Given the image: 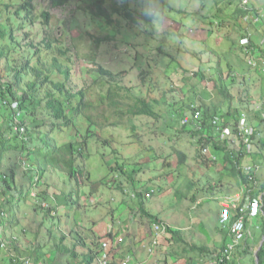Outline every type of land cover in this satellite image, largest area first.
I'll use <instances>...</instances> for the list:
<instances>
[{"label": "rangeland", "instance_id": "1", "mask_svg": "<svg viewBox=\"0 0 264 264\" xmlns=\"http://www.w3.org/2000/svg\"><path fill=\"white\" fill-rule=\"evenodd\" d=\"M96 1L68 0L62 6L53 7L49 0H32V7L27 17H24L25 11H22L21 16L15 17L16 21L11 23L12 38L6 36L0 38L2 83L4 80L10 81L13 78V70L20 69L28 58H31V61L34 60L31 57L33 48L29 46L30 43L42 46V37L51 35L53 38L62 39L69 48V60L66 67L69 70L70 79L66 86L71 89V92L77 94V91L91 83L95 89H98L99 80L107 78L99 75L98 69L101 66L112 73H117V77L123 83L131 85L138 94L153 100L152 105L157 116L155 118L141 116L135 119L136 137H132L123 125L107 127L102 132L104 137L111 139L109 147H103L95 139H89L85 157L76 159L78 166L85 172V176L87 172L89 173V178L82 179L81 185H77L74 179L70 181L71 179L61 171L47 174V178H44L47 186L48 183L53 184L55 188L60 189L61 193L70 192L73 196L75 204L68 224L66 216L69 214L67 207L70 204L66 206L64 201L58 207L57 218L59 219L49 217L43 220L40 215L31 217L33 202L29 203V199L24 200L26 197L21 198L22 202L18 205L13 200L14 213L19 216L25 213L24 217L38 219L39 224L42 222L46 230L42 231L41 252L53 247L52 244L48 245L53 241L49 238L50 234L54 239H59L72 227L76 228L79 236L72 234L73 239L64 242L66 246L71 247L72 242L82 236L86 243H88L87 240L92 241L94 238L98 243L105 241L108 249V232L112 230L116 232L124 228L127 214H132L139 218L138 222L132 221L127 225L141 227L145 237L143 254H151L155 251L149 264H210V260L203 257L201 253L190 251V244L207 248L219 237L215 222H219L220 206L218 217L210 211L218 208V201L236 194L239 191V185L234 177L219 172L223 168L220 163L221 152L214 153L216 160L203 156L202 143L196 144L188 128L180 126L181 115L175 112L183 114L182 106L185 110L188 108L191 110L193 107L200 110L199 108L206 106L209 111H216L218 114L227 111L231 114H238L240 111L251 113V110H257L260 114L264 111L261 100V96L264 95V72L260 71L261 67L260 69L255 67V64H248L249 57H252L254 61L257 46L245 44L246 38L242 36V30L239 28L243 26L247 29L251 26L249 29L251 30L254 28L252 23L258 21L252 22L250 19L244 22L240 19L241 16L236 19V22L225 18L228 16L227 11H239L236 6L237 0H164L165 4H162L161 0H154L155 2L150 1V11L154 10L155 19L147 24L140 18L142 1L129 0L136 22L128 24L122 20L115 29L110 28L105 33L103 32L106 28L97 26L100 35L111 34L114 40L100 44L94 50L96 52L94 61L87 60L85 63L83 58L89 57L90 46L89 48L88 45L85 46L78 36L91 28L87 9ZM249 2L250 7L258 10L259 19H263V25L260 27V33L263 34L264 0ZM17 7H19L17 1L9 10L0 4V22L7 20ZM161 7L163 12L160 10ZM180 9L187 13H179ZM43 11L51 16L49 24L45 23V19L41 16ZM211 14H218L219 18L224 16L223 24L208 27L197 18L198 15L211 16ZM8 21L10 22V18ZM21 22L24 25L19 27ZM229 23L231 25L227 27ZM240 37L244 38L239 39ZM263 39L261 38L259 46L263 45L261 42L264 41ZM219 70L224 73L221 74ZM228 71H247L246 73L251 76L249 80H245L243 76L237 74L228 75ZM32 77L28 69L24 71L16 90L24 88L25 84L33 79ZM49 87L50 85L39 87L38 96L43 97ZM75 100H78L77 97ZM170 107L174 108L171 112L168 111ZM25 120L29 123L30 119L27 117ZM258 121H260L257 127L259 141V139L264 140V118ZM86 126L87 121L82 116L76 119L75 127L78 130L84 132ZM45 133L42 130L40 136H44ZM70 134L68 131L60 136L54 134L56 143L72 140L73 137ZM15 141L11 139L9 144L12 145ZM32 141L34 142V139ZM214 141H219V134L215 136ZM232 144V148L236 149L237 141L234 140ZM48 149L42 148L38 155L44 156ZM112 149L116 151L112 153ZM100 153H105L104 158L110 156L112 158L116 155L119 160L124 161V167L127 169L123 174H119L121 170L113 169L114 167L109 170V165ZM14 157L15 155L12 154L9 162L11 165L12 161L16 164V187L21 190L22 185L23 188L26 187L28 180L21 178L22 170ZM34 158L31 155L23 162L28 165ZM207 160H210V165L204 163ZM10 163L4 168H9ZM261 174L264 176V170ZM261 183H264V179L258 176L255 193L262 192ZM34 191L36 192V188ZM148 191L152 193L146 197L145 193ZM12 192L5 196L9 198ZM58 199L59 203L63 200ZM201 199H207L203 203L205 209L203 214L198 213L196 204ZM15 200L17 201V195ZM146 213L156 216L164 226L172 230H180L182 242L171 243L169 247L160 245L159 248H155L156 250H149L150 236L145 233L144 225L152 228V222ZM191 219L194 223H190ZM5 224L6 235H10L9 223ZM29 224L32 226V232L36 230L34 223ZM136 227L133 230H136ZM263 229L264 218L251 221L246 239L240 247L242 252L245 250L247 253H236L233 264H238V257L239 259L247 257L249 264H255L256 253L264 237ZM122 241L123 235H120L115 243L122 245ZM20 247L22 248L21 243ZM92 247L93 245L88 244L82 247L81 252L93 253ZM1 256L0 264H6ZM115 257L117 261H113ZM100 260V257L95 256L91 264H101ZM133 261L129 248L125 246L120 253L113 254L109 264H131ZM80 264L83 262L81 261Z\"/></svg>", "mask_w": 264, "mask_h": 264}, {"label": "trees", "instance_id": "2", "mask_svg": "<svg viewBox=\"0 0 264 264\" xmlns=\"http://www.w3.org/2000/svg\"><path fill=\"white\" fill-rule=\"evenodd\" d=\"M15 1H17L19 7L13 10L7 20L5 19L0 22V38L5 36L12 38L11 31L13 26L11 23L16 21L15 17L21 16L22 11H25L24 17H27L31 10L32 0H0V4L6 10H9L13 7ZM49 1L53 7L62 6L68 2V0ZM141 1L142 9L140 18L143 22L148 24L152 19H155V14H153L154 10L152 9V12L150 11V1H155ZM161 1H163L162 4L166 3L164 0ZM249 1L250 0H248V4H250ZM237 2L238 4L236 6L239 8V11H231L232 13H235V15H231L235 18V22L239 16H247L248 19H253L259 15L258 10L253 9V7L248 6V4L241 5L239 0H237ZM162 9L163 7L160 8L163 12ZM178 12L181 14L187 13L182 9ZM87 13L89 14L91 28L80 33L78 36L82 39L81 41L85 43V46L88 45V48L90 46L89 57L83 58L85 63L87 60L94 61L96 55L94 50H96L100 44L114 40V37L111 34L108 35L103 33L107 32L110 28L115 29L120 25L122 20L128 22V24L136 22L129 0H97L88 6ZM41 16L45 19V23L49 24V19L51 17L50 14L43 11L41 12ZM198 16L199 17L195 15L194 17L200 19L204 24L208 25V27L213 26L214 24L217 26L223 24L222 21L224 16L219 18L218 14H211V16ZM9 18L10 22L8 21ZM216 18L220 21L214 20ZM225 18L229 17L225 16ZM23 25L24 23L21 22L19 27ZM97 26L106 28L102 35L98 32ZM41 41L43 42L42 46L33 45V43L29 44V46L33 48L31 57L34 58V60L31 61V58H28L26 62L21 65L20 69L15 68L13 70V78L10 81L4 80V83H2L0 75V99L6 100L7 102L1 103L3 106H0V255H2L1 259L3 262H6V264H25V261H27L28 264H47V261L52 262L51 264H80L79 261L82 258L76 263V257L74 256L75 250L73 248L74 245L72 244L71 247H69L64 244V240H62V238L66 236L64 234L59 239H54L52 243H50L53 247L42 252L41 255L37 254V250L32 249L29 246H26V249H23V244H21V248L20 243L24 240L27 241V236H31L32 239L35 237L32 240L35 243L32 242V244L35 245L36 249L40 250L39 248L42 247L40 243V235L42 234V228L45 227L42 226V222L40 224L38 223V219H28L29 217H24L25 213L20 216L15 214V207L12 205L13 200L15 203L17 202V205L22 202L20 199L24 197H26L24 200L29 199V203L33 202L31 217H37V215H40L43 220L46 218L48 219L49 217L57 218L59 206L53 202L52 197L53 195H57L56 191L52 189L48 190L49 185L47 186L42 182V175L48 170L52 172L61 171L71 180L74 179L77 185H81L82 179L89 178V173L87 172L85 176V172H83V169L78 166L76 159L85 157V149L89 143V139H95L100 142L103 147H109L111 139L109 137H104L105 135L102 131L107 127L117 125H123V127H126L132 134V137H136L134 120L141 116L155 118L157 113L153 109V100L151 101V99L146 98V96L138 94L131 85L123 83L121 79L117 77V73H112L101 66L98 69V73L100 76L107 78L99 80V88L95 89L91 83V85L82 88L77 91V94H74L71 92V89L66 86V83L70 79V73L66 67V63L69 60V48L65 45V42L62 39L53 38L51 35H44ZM250 44L254 47V44L251 41ZM27 69L33 75V79L29 80L19 92L16 88H18L20 76ZM201 80H203V78H201ZM46 85H50V87L46 90L43 97H39V87L41 88ZM76 97L78 100H75ZM12 101H15L17 109L21 112V124L24 126V140L19 138L18 134L12 130L13 110L10 108V103ZM203 108H199L201 112V128L199 130L193 128V124L196 122L195 119H190L187 123L182 122V118L185 115H189L193 108L191 110H188L189 108L185 110L182 106L183 114L177 111L175 112V114L181 115L179 120L180 126L182 128H188V132L193 135L196 144L202 143V148H209L207 149L209 150V154L214 157L211 158L209 156L212 160H216L215 152H221L222 158L220 163L223 166L219 171L221 174L232 176L236 180L243 182V185L245 184L246 187L252 188L257 182V177L253 176L254 174L252 172L247 174L238 167V164H240L241 161V154L238 152L239 155H237V151L233 150L230 145L223 144L221 141L213 140V133L215 130L210 124L209 118L213 115L219 116V114H225L226 117H229L230 119L235 117H233L229 111L218 114L216 111H209V108L206 106ZM173 110L174 108L171 107L168 109L169 112ZM80 116L87 121V126L84 132H81V130H78L75 127V121ZM253 116L259 119L258 113ZM27 117L30 119L29 123L25 120ZM42 130L46 132L44 136H40ZM66 131L71 133L70 135L73 139L64 140L63 142H60V144L56 143L57 140L54 137V134L60 136L62 133L65 134ZM11 139L18 140V142L15 141L16 145L15 143L12 145L9 144ZM32 139H34V142ZM259 141H261L260 145L263 147L264 140L259 139ZM44 147L45 149L49 148L48 151L44 156H39L38 153H40L41 149ZM115 151L116 150L112 149V153ZM12 154L15 155L14 158H16L22 170L21 178L28 180L26 187L23 188L22 185L21 190H18L16 187V164L14 161H12V165L9 162L10 159H12ZM201 154L207 156L203 152ZM31 155L35 158L31 160L29 159L30 163L26 167H23V160L25 158H30ZM77 155L79 156L77 157ZM100 155L103 156V160L109 165V170L111 167H114L113 169L121 170L119 174H123L125 169H127L124 167V161L122 159L119 160L116 155L112 158H110L111 156L104 158L105 153H100ZM209 162L210 160H207L204 163L210 165ZM8 163H10V167L4 168ZM35 177H38V179L35 180ZM34 188H36V192L34 191ZM260 190L264 191V183L260 184ZM10 191L13 192L9 198H7L5 195ZM14 192H16V194H14ZM32 192H34V194L31 195ZM146 193L150 194L151 191ZM61 194L67 202H70L72 196L70 192H63ZM16 195L17 201L15 200ZM42 202H44L45 205H42ZM22 204L26 205L25 203ZM262 212L263 220L264 196ZM146 216L149 217V220L152 223L163 224L162 221L154 215L146 213ZM5 223H9L10 227H8L11 229L10 235H6V231L4 230ZM29 223H34L36 225V230L32 232V226H30ZM219 226L220 230L226 231L220 221ZM166 230L176 243L182 242L179 230H172L169 227H166ZM75 234L77 233L75 232ZM77 235L79 236V234ZM108 236L111 237V234L109 233ZM78 239L84 241L82 236L78 237ZM91 242L94 252H90L91 254L89 252L84 253V264H91L95 255L97 256L102 249V246H100V250H97L100 245V243L97 242V239L94 238ZM224 247L225 242H223L218 250H221ZM189 249L204 252L207 255L206 259H209L210 261L217 253H212L209 250L208 252L203 246L197 247L191 245ZM242 253L247 252L244 250ZM256 254L258 256V264H264V240ZM5 257H7V260H5ZM232 259L228 260L226 264H231ZM109 261L110 260L108 259V264Z\"/></svg>", "mask_w": 264, "mask_h": 264}, {"label": "built area", "instance_id": "3", "mask_svg": "<svg viewBox=\"0 0 264 264\" xmlns=\"http://www.w3.org/2000/svg\"><path fill=\"white\" fill-rule=\"evenodd\" d=\"M239 1L241 5L248 4V0ZM243 19L246 21L248 20V17L244 16ZM248 64H255L252 57L248 58ZM1 103L7 102L6 100L0 99V106H3L1 105ZM10 108L13 110L12 130L18 134L19 138L24 140V126L21 124V112L17 109V104L15 103V101H12L10 103ZM232 115L235 118L230 119L229 117H226L225 114H219V116L213 115L209 118V122L215 130L213 133V140L215 136L219 134V141H221L223 144L230 145L231 148L233 145L232 142L236 140L237 147L236 149H232L237 151V155H239L240 153L241 158L248 157L252 154L253 147L258 141V129L254 127L250 122L248 111H240L238 114ZM200 117V110L193 107V110L190 112V114L185 115L182 118V122L187 123L190 119H195L196 122H194L193 128L199 130L201 128ZM207 149L209 148L203 147L202 152L207 156L214 158L209 154V150ZM257 163L258 164H255V162L243 163L242 161H240L238 167L243 172L247 174H250V172H252L254 174L253 176H256V173L259 171L260 167L262 168L264 166V156H262L260 161H258ZM26 166L27 164L25 165L23 163V167ZM36 179H38V177H35V180ZM250 191L251 188L246 187V185L244 184L243 192L245 193L244 198L246 200V203L239 202V200L241 199L239 195H232L230 198L222 200L220 202V222L222 223V226L226 228L230 241L225 243L224 248L217 251L213 260L210 261V264H226L228 260H231L234 252L237 249L238 243H240L241 240H243L246 236L245 222L259 216L261 212V200L259 199L260 196H251L249 193ZM32 194H34V192H32L31 195ZM149 195V193L145 194L146 197H148ZM42 205H45V203L42 202ZM152 230L154 232V237L152 239L151 247L149 248V250H152V248L158 244V235L166 233V229L163 227V225L158 223L152 224ZM157 231H161V233H157ZM101 246L102 249L101 251H99L97 257H100L101 264H108L109 252L107 251V242H102ZM104 251H107V253H104ZM24 263L28 264L27 261H25Z\"/></svg>", "mask_w": 264, "mask_h": 264}, {"label": "crops", "instance_id": "4", "mask_svg": "<svg viewBox=\"0 0 264 264\" xmlns=\"http://www.w3.org/2000/svg\"><path fill=\"white\" fill-rule=\"evenodd\" d=\"M227 14H228V17H229V19H233L234 20V22H235V18L233 17V16H231V15H235V13H232L231 11H227ZM240 17V16H239ZM240 19L242 20V17H240ZM262 21H263V19H260V20H258V22H256V23H252L253 24V26H254V28L253 29H251V30H249L250 28H251V26L250 27H247V29H245V27H243L242 26V28L241 27H239L241 30H242V36H245L247 39H248V42H252L254 45H256L257 46V49H256V52H255V57H253L254 58V63H255V67H258L259 69H260V67H261V69H260V71L263 73L264 72V61H260L261 59H264V41H261L262 43H263V45L262 46H259V42H260V40H261V38H264V33L262 34V33H260V27L263 25V23H262ZM230 25H231V23H229V25H227V27H230ZM247 34V35H246ZM241 38H244V37H240L239 39H241ZM264 40V39H263ZM238 42V41H237ZM240 52H241V49L239 50ZM242 53V52H241ZM246 60V59H245ZM220 71V70H219ZM229 72V74L228 75H230V76H234L235 74H237L238 76H243V78L245 79V80H249V77L251 76V74H247L246 72L247 71H243V72H240V71H236V72H234V71H232V72H230V71H228ZM220 73L221 74H223L224 73V71H220ZM261 100H262V103L264 104V95L263 96H261ZM253 112V114L252 115H250L251 113ZM251 113L248 111V115H249V120H250V122L252 123V125L254 126V127H258L259 126V122L260 121H258L259 119H263L264 118V111L262 112H260V114H258V117H259V119L257 118H255L253 115L254 114H256V113H258V111L257 110H251ZM262 114H263V117H262ZM258 131V130H257ZM257 136H259V132H258V134H257ZM15 141V140H14ZM17 142H18V140H17ZM260 142L261 141H257L256 142V144L254 145V147H253V152H252V154L250 155V156H248V157H243V158H241V161L243 162V163H245V162H251L252 161V163H254L255 162V164H258L257 162L258 161H260V159L262 158V156H264V146L263 147H261V145H260ZM222 155V154H221ZM264 170V166L261 168L260 167V169H259V171L257 172V175H256V177H257V179H258V176H259V178H262V179H264V176H263V174H261V172ZM48 173H52V171H46L45 172V174L44 175H42V182L43 183H46V178H47V174ZM57 174L58 175H60V176H62L61 174H59L58 172H57ZM45 178V179H44ZM62 179H64L63 178V176H62ZM70 181H73V180H70ZM238 181V180H237ZM46 185V184H45ZM48 185H49V188H48V190L49 189H52V190H55L56 191V194L57 195H53L52 197H53V202L55 203V204H57L58 206L59 205H61L62 203H63V201L66 203V206H68V204H70V206L69 207H67L68 209H69V214L66 216V220H67V224H68V222H70L71 221V214H72V212H73V208H74V204H75V201H74V199H72V197L73 196H71V200H70V202H67L65 199H64V197H63V195L60 193V189H58V188H55V186L53 185V184H49L48 183ZM238 185H239V191H237V193L236 194H234V195H239L240 196V200H239V202L240 203H246V201H245V198H244V195H245V193L243 192V182H241V181H238ZM256 189V185L253 187V188H251V191L249 192L250 193V195L251 196H255V195H258V196H260L259 197V199L261 200V212H260V214H259V217L258 218H261L262 217V214H263V212H262V206H263V196H264V191H262L261 193H255L254 192V190ZM151 193H152V191H151ZM151 193H150V195H151ZM49 194H50V192H49ZM58 198H62L63 200L61 201V203H59V199ZM207 200V199H206ZM205 199H201V200H199V202H196V204H197V206H198V209H199V212L198 213H200V214H203L204 212H205V209H204V202L206 201ZM221 202V201H220ZM220 202L218 201L217 202V204H218V208L216 209V210H212V211H210V212H213V214H214V216H216V217H218V210H219V206H220ZM17 205V204H16ZM25 206V205H24ZM76 206V205H75ZM232 213V212H231ZM199 214V215H200ZM128 216H127V219H126V221L124 222V224L123 223H121V224H123V226H124V228H120V229H118V231H116V232H114L113 230L112 231H110V232H108V234L110 233L111 234V237L109 236V238H108V242H109V248H108V252H109V263H111V258H112V256H113V254L114 255H117L118 253H120V251H121V249H122V247H128L129 248V250H130V253L132 254V256H133V258H134V261L131 263V264H149V260L151 259V256L152 255H155V251L153 252V253H148V248H147V253L148 254H146V255H144L143 254V244H144V241H145V237H144V234H143V231H142V229H141V227L140 228H138V227H136V226H131V225H127V224H130V223H132V221H134V222H138V219L139 218H137V216L136 215H132V214H127ZM258 218H253V219H251V220H247L246 222H245V224H246V228H247V232H248V230H249V228H250V225H251V221H253L254 219H258ZM60 219H62V218H60ZM185 219H187V217L185 218ZM24 220H26V219H24ZM220 221V220H219ZM190 223H194V220L193 219H191V221H190ZM135 223H133V225H134ZM153 224V223H152ZM72 225V224H71ZM215 225H216V227L215 228H218V238L216 239V240H214L213 242H212V244H209V246L206 248V250L208 251H211L212 253H216L217 252V250L222 246V244H223V242H229L230 241V239H229V237H228V234L226 233V231H224V230H220V226H219V222H215ZM66 227L67 228H69V226L68 225H66ZM137 228L136 230H133L134 228ZM203 227V226H202ZM204 228V227H203ZM43 229H45L46 230V228H42V231H43ZM226 229V228H225ZM121 231H123L122 233H121ZM144 231H145V233L148 235V236H150V242H149V245L151 244V242H152V239H153V237H154V232H153V230H152V228L150 227V228H147L145 225H144ZM180 231V230H179ZM79 233L77 230H76V228L75 227H72V228H70V229H68V230H66L65 231V235L66 236H68V237H66V236H64L63 238H62V240H64V242H67V241H69V240H72L73 238H71L72 237V234L73 233ZM246 232V233H247ZM63 234V233H62ZM120 235H123V241H122V245L120 246V245H117L115 242H116V240H117V238H119L120 237ZM125 235L127 236L126 238H125ZM43 236H42V234L40 235V239L42 238ZM35 237H33V239H34ZM51 240H54V238L52 237V234H50V237H49ZM32 239V237L31 236H27V241L26 240H24L21 244H23V249H26V246H29L30 248H32V249H35V250H37V254H39V255H41V250H38V249H36V247H35V245H33L32 244V242H34V241H32L33 240ZM246 239V237L243 239V240H241V242L240 243H238V246H237V249H236V251L234 252V255L236 254V253H241V254H244V253H242V251L240 250V247L242 246V244H243V241ZM88 241V243H86V241H83V240H80V239H78V240H75L74 242H72V244L74 245V250H75V253H74V256L76 257V263H77V261L79 260V259H81L80 260V263H81V261L83 262V264H84V253L83 252H81V250H82V247H85V246H87L88 244L89 245H91L92 246V242L91 241H89V240H87ZM42 242V241H41ZM102 242H105V241H102ZM175 241H174V239L172 238V236L171 235H169L168 234V231L166 230V233L165 234H162V235H158V244L155 246V247H153L152 248V250L154 249V250H156L157 248H159L160 247V245H163L164 247H169L170 245H171V243H174ZM35 243V242H34ZM176 243V242H175ZM101 244V243H100ZM48 245H50V243L48 244ZM149 245H148V247H149ZM190 245H192V244H190ZM100 246L101 245H99L98 247V249L97 250H100ZM120 246V248L119 249H117L118 247ZM197 246V245H196ZM40 247V246H39ZM197 247H200V246H197ZM204 247V246H203ZM93 248V247H92ZM156 248V249H155ZM40 249V248H39ZM88 250H89V248H88ZM190 251H191V249H189ZM89 251H91V250H89ZM193 251H196V250H193ZM208 251V252H209ZM92 252H94V251H92ZM198 252V251H197ZM198 253H201V255L203 256V257H207V255L204 253V252H198ZM79 255H81V256H79ZM96 256V255H95ZM234 257V256H233ZM213 260V259H212ZM237 260H238V264H249V261H248V258L247 257H241L240 259H239V257L237 258ZM113 261H117L116 260V257L115 258H113ZM61 262V261H60ZM236 263V262H235ZM231 264H233V259H232V261H231Z\"/></svg>", "mask_w": 264, "mask_h": 264}, {"label": "clouds", "instance_id": "5", "mask_svg": "<svg viewBox=\"0 0 264 264\" xmlns=\"http://www.w3.org/2000/svg\"><path fill=\"white\" fill-rule=\"evenodd\" d=\"M248 6H249V5H248ZM243 18H244V16L242 17V21H244V22H247V21H249V20H250V19H248V20H246V21H245ZM258 20H260V19H259V16L257 15V17H256V18H253V19H252V22H254V21H258ZM245 38H246V37H245ZM247 42H248V39L246 38V43H245V44H247V45L251 46L250 42H248V43H247ZM245 44H244V45H245ZM256 119H257V118H256ZM206 157H208V158H209V156H206ZM158 224H159V223H158ZM162 225H163V224H162Z\"/></svg>", "mask_w": 264, "mask_h": 264}, {"label": "water", "instance_id": "6", "mask_svg": "<svg viewBox=\"0 0 264 264\" xmlns=\"http://www.w3.org/2000/svg\"><path fill=\"white\" fill-rule=\"evenodd\" d=\"M263 240H264V237H263L262 241L260 242L259 247L261 246ZM259 247H258V249H259ZM255 264H258V256H257V254H256V262H255Z\"/></svg>", "mask_w": 264, "mask_h": 264}, {"label": "bare ground", "instance_id": "7", "mask_svg": "<svg viewBox=\"0 0 264 264\" xmlns=\"http://www.w3.org/2000/svg\"><path fill=\"white\" fill-rule=\"evenodd\" d=\"M49 209V208H48ZM56 216V215H55ZM259 216H257V217H255V218H258ZM221 223V222H220ZM222 224V223H221ZM163 227L166 229V227L163 225ZM245 229H246V232H247V228H246V224H245ZM226 233H228L227 232V230H226Z\"/></svg>", "mask_w": 264, "mask_h": 264}]
</instances>
